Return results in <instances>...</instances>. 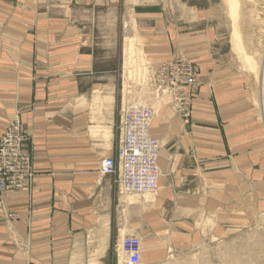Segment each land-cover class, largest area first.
Returning <instances> with one entry per match:
<instances>
[{
    "label": "crops",
    "instance_id": "crops-1",
    "mask_svg": "<svg viewBox=\"0 0 264 264\" xmlns=\"http://www.w3.org/2000/svg\"><path fill=\"white\" fill-rule=\"evenodd\" d=\"M130 3L0 0V137L18 114L34 171L29 189L0 194V264H125V235L139 238L140 264H212L215 243L264 212V129L241 74L197 13L182 22ZM122 55L142 60L140 75L143 62L185 57L203 79L187 123L152 108L154 193L128 194L99 171L129 102Z\"/></svg>",
    "mask_w": 264,
    "mask_h": 264
},
{
    "label": "rangeland",
    "instance_id": "rangeland-1",
    "mask_svg": "<svg viewBox=\"0 0 264 264\" xmlns=\"http://www.w3.org/2000/svg\"><path fill=\"white\" fill-rule=\"evenodd\" d=\"M90 1H106L116 5L128 1L131 2L130 4L137 5L139 3L152 4L154 7L163 8L165 13L171 17L179 18L182 22L187 18L190 19L189 17L194 12L197 13L198 16L195 18L196 28L206 25L213 32L214 37L216 36L212 46L214 45L221 53L226 55L231 61L229 62L231 66H234L232 69L235 70L236 68L238 74H241L245 82V88L248 91L246 94L251 98L252 112L264 129V122L260 116L258 105V83L254 72L255 69L250 68L244 58V56L248 55L250 59H247L253 61L254 66L260 62L262 49L264 48V0H235L236 6L233 8L231 5L232 0H81L77 2ZM65 2L77 3L67 0ZM123 20L121 18L118 21L117 31L119 34L121 32L120 49L122 52H126L125 46L133 45V43L128 40L131 35L130 32L128 34L131 25L126 20H124L125 22ZM184 24L187 25V23ZM124 30L127 33L125 36ZM240 46L242 52L239 51ZM141 62L142 60L139 61L138 57H133V59L125 55L122 57L119 88L121 95L128 96L125 103L127 100L131 103L144 100V105L152 106L155 109L157 108L155 105H169L181 120L187 123L191 114L192 96L198 94L199 89L203 85L199 66L185 57L176 58L172 61H161L156 65H148L143 62L142 74L140 75L139 72L137 73V67L141 65ZM177 62H179V65L189 63L192 66L193 75L190 76L194 81V85L189 90L188 110L181 114L172 105L171 94H164L162 89L157 91L154 83V72L159 64ZM128 70L129 77H127ZM126 82L130 83L131 88ZM139 84L144 86H138ZM138 88L139 90L142 89L140 90L142 95L139 96L141 98L133 101L130 98L138 95ZM126 89L129 92H126ZM155 95L163 96V98L158 101ZM164 95H166V99H164ZM127 106L128 103L124 107ZM117 127L120 130V119ZM212 264H264V212H260L256 217L246 220L243 227H237L229 232L222 243H215L212 251Z\"/></svg>",
    "mask_w": 264,
    "mask_h": 264
},
{
    "label": "built area",
    "instance_id": "built-area-1",
    "mask_svg": "<svg viewBox=\"0 0 264 264\" xmlns=\"http://www.w3.org/2000/svg\"><path fill=\"white\" fill-rule=\"evenodd\" d=\"M178 63L159 64L154 72V83L157 91L162 89L171 94L176 111L181 114L188 110L189 90L194 81L192 66ZM151 120V112L145 106L125 109L120 115L122 138L116 154L100 162V173L113 176L114 183L126 193H149L158 185L160 143L150 133ZM33 176L29 138L16 114L0 137V194L12 189H29ZM121 248L128 256V264H138L140 243L136 237H123Z\"/></svg>",
    "mask_w": 264,
    "mask_h": 264
},
{
    "label": "bare ground",
    "instance_id": "bare-ground-1",
    "mask_svg": "<svg viewBox=\"0 0 264 264\" xmlns=\"http://www.w3.org/2000/svg\"><path fill=\"white\" fill-rule=\"evenodd\" d=\"M63 1H66V0H63ZM231 5H232V8L234 7V6H236V2H235V0H232L231 1ZM260 14V13H259ZM233 39H234V37H233ZM238 42V41H237ZM233 44H234V42H233ZM235 45V44H234ZM233 45V46H234ZM132 50H134V48H132ZM239 51L240 52H242V48H241V46H240V48H239ZM242 54V53H241ZM244 56V55H243ZM244 58H245V60H247L246 62L248 63V66L250 67V68H253V69H255V74H256V77H257V83H258V105H259V108H260V116H261V118H262V121L264 122V48L262 49V54H261V58H260V62H259V64H257L256 66H254L253 65V61H249L248 59H250V57L247 55L246 57L244 56ZM248 58V59H247ZM139 86H144L143 84L142 85H140L139 84ZM131 88V87H130ZM138 90H139V88H138ZM140 90H142V89H140ZM139 90V92L137 93L138 95H134L135 97L133 98V97H131L130 99L131 100H137L138 98H141V97H139V96H141L142 95V93H141V91ZM135 91H137L136 89H135ZM126 92H129V90L128 89H126ZM128 94V93H127ZM130 94V93H129ZM164 94H165V91H164ZM160 95H162V93H160ZM160 95H155V98H157V100L158 101H160L162 98H163V96L161 97ZM126 98H128V96H126ZM164 99H166V95H164ZM156 104V103H155ZM140 105H142V106H145V107H147L149 110H150V112H151V117H153V109H152V106L150 107V106H147V105H144V100L143 101H134V103H131V102H128V106H127V108H136V107H139ZM153 105V104H152ZM161 105V104H160ZM172 105H174L173 104V101H172ZM257 105V106H258ZM156 106V105H155ZM126 108V109H127ZM152 121V120H151ZM151 125V124H150ZM122 135V134H121ZM121 138H122V136H121ZM158 142L160 143V141L158 140ZM161 144V143H160ZM159 168V167H158ZM159 175H160V172H159ZM157 188H158V185H157V187H156V190H157ZM156 190H154L153 192H155ZM132 194H141V193H146V192H141V193H136V192H131ZM126 236V235H125ZM124 236V237H125ZM127 236H132V237H136L137 239H138V241H139V243H140V240H139V238L137 237V236H134V235H127ZM121 239H123V238H121ZM121 242H122V240H121ZM140 248H141V244H140ZM121 250H122V248H121ZM122 252L124 253V255H125V264H128L127 263V259H128V256H127V254H125V252L122 250ZM139 252H140V249H139ZM138 264H140V255H139V262H138Z\"/></svg>",
    "mask_w": 264,
    "mask_h": 264
}]
</instances>
